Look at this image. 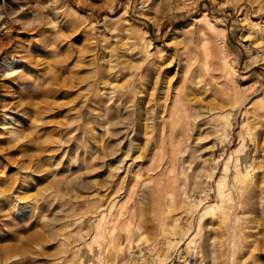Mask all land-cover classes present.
Returning a JSON list of instances; mask_svg holds the SVG:
<instances>
[{
    "label": "rangeland",
    "instance_id": "374dc122",
    "mask_svg": "<svg viewBox=\"0 0 264 264\" xmlns=\"http://www.w3.org/2000/svg\"><path fill=\"white\" fill-rule=\"evenodd\" d=\"M254 22L264 0H0V264H264ZM167 82L219 115L160 120Z\"/></svg>",
    "mask_w": 264,
    "mask_h": 264
},
{
    "label": "bare ground",
    "instance_id": "6f19581e",
    "mask_svg": "<svg viewBox=\"0 0 264 264\" xmlns=\"http://www.w3.org/2000/svg\"><path fill=\"white\" fill-rule=\"evenodd\" d=\"M13 1H18L19 3H25L27 0H13ZM113 1H115V0H113ZM153 2H155V0H142V3L143 4H150V3H153ZM16 3V2H15ZM156 4H154L153 6H155ZM129 8H130V2H125L124 4H122V7H121V11H120V13H119V17H122V18H125V17H127L128 16V13H129ZM16 12V11H15ZM11 14V13H10ZM54 14H56V12L54 13ZM12 15V14H11ZM57 15V14H56ZM121 18V19H122ZM116 19V18H115ZM114 19V20H115ZM126 19V18H125ZM252 25H253V27L254 28H256L257 30H258V32H257V35H256V37H252L253 38V40H252V42H251V44H249L248 46H247V50H248V54H249V67L250 68H254V67H256V66H258L257 64L259 63L258 62V54H262V55H264V24L262 23V22H254V23H252ZM248 28V27H247ZM256 34V33H255ZM201 36V35H200ZM199 36V37H200ZM196 37H197V35H196ZM199 37H198V39H199ZM248 39H249V41L251 40V36H248V35H246V34H244L243 35V40H244V42L245 43H248ZM206 54L209 56V52H208V50H207V52H206ZM257 54V55H256ZM261 63V62H260ZM259 63V64H260ZM12 64H14L13 63V60H9V59H6V58H4L3 59V63L0 65V69L2 70V71H4V73L5 74H7V75H11V72H10V69H9V67L12 65ZM180 67V66H179ZM235 72H236V69L235 68H233L231 65H229V63H228V61L226 60V62H225V71H224V73L227 75V77H229V78H231V80L234 82V80H236V77H235ZM180 73H181V71H180V69L178 68L177 70H176V72H175V76H178V77H180ZM14 74V73H13ZM185 77V76H184ZM181 78V77H180ZM186 79V78H185ZM180 81V80H179ZM211 81H213L212 83H215V85L216 86H222L221 85V83L218 81L217 82V80H216V78H214V77H211ZM160 76H158V78L156 79V86L157 85H159L160 83ZM168 83V82H167ZM166 83V84H167ZM192 85L194 84V85H197L198 84V82H197V80L196 79H194V80H192V83H191ZM198 86V85H197ZM216 86H215V88H216ZM168 88L167 89H169L170 91H171V94H167L166 96H165V93H163V92H165V91H163V90H167L166 88H163V90H162V92L160 93V102H162V101H165V102H168V100L170 101V113H168L166 116L164 115L165 113H167L166 112V110L165 111H163V110H161V108H160V112H159V119L160 120H162V121H166V117H169V119H173L174 118V116H176L177 115V117L180 119L181 117L182 118H184V120H187V125H189L188 123H190L189 122V120L192 118V117H194L195 118V120L196 121H199L200 122V120L202 121L203 119H205V118H215L216 116H218L219 114H218V112H217V109L213 106V105H209V106H213V107H211V108H205V104H203V105H205V106H199V105H196V104H194L192 101L193 100H195L194 98L195 97H193L194 96V94H190V95H188L186 98H182V95H183V92H181V90H182V88L179 86H177V87H174L170 82L168 83V86H167ZM161 88V87H160ZM223 90H225V88H221V89H219V91L218 92H222L223 94L225 93V91L223 92ZM216 92H217V90H215ZM154 92V91H153ZM152 96H154L155 95V93H152L151 94ZM186 95V94H185ZM235 95V97H237V95H238V93H235L234 94ZM167 97V98H166ZM170 97V98H169ZM184 97V96H183ZM190 97H193L192 99L193 100H191V98ZM197 99V98H196ZM196 102V101H195ZM197 102H199L198 101V99H197ZM201 103V102H200ZM160 105V104H159ZM169 105V104H168ZM191 105H194V107L192 106L191 107ZM162 106H164V105H162ZM167 107V106H166ZM207 107V106H206ZM167 109V108H166ZM193 109L195 110V111H193ZM179 113H182V114H179ZM10 118V117H9ZM182 120V119H181ZM195 121V122H196ZM12 123L10 124V125H15V122H13V121H11ZM168 122V121H167ZM166 122V123H167ZM185 122V121H184ZM10 123V122H9ZM162 123V122H161ZM161 123H159V124H161ZM166 123H164L165 125H166ZM169 123V122H168ZM175 123V122H174ZM181 124V123H180ZM179 124V125H180ZM172 125V124H171ZM161 126V125H160ZM164 126V125H163ZM148 127H149V125H148ZM162 127V126H161ZM165 127V126H164ZM173 127V126H172ZM150 128V127H149ZM153 128V127H152ZM173 128H175V125H174V127ZM163 129H165L166 130V127L165 128H163ZM176 129H174V131H175ZM199 130V129H198ZM163 131V130H162ZM11 132L12 133H14L15 131H14V128L11 130ZM164 132V131H163ZM170 132V131H169ZM168 132V133H169ZM165 133H167V132H165ZM174 133V132H173ZM176 134V133H175ZM165 136V135H164ZM171 136V135H170ZM186 137H188V136H186ZM185 137V138H186ZM184 138V139H185ZM171 139H172V137H171ZM188 139V138H187ZM199 138H197V139H193L192 141L193 142H195V141H197ZM192 142V143H193ZM161 144V143H160ZM159 144V145H160ZM157 146V145H156ZM155 147V146H154ZM173 147H176V146H174V144H173ZM172 147V148H173ZM153 149V148H152ZM177 151H178V149H177ZM180 151V150H179ZM174 152V151H173ZM185 152H187V151H185ZM176 153V152H175ZM180 153H181V151H180ZM179 153V154H180ZM171 154V153H170ZM186 154V153H185ZM173 155V154H172ZM171 155V156H172ZM171 156H169V157H171ZM177 157V156H176ZM171 159V158H170ZM175 160H176V158L174 157L173 158V160L171 161V164H170V167H169V174L171 173H173L174 171H175ZM169 164V163H168ZM188 166V165H187ZM167 169V168H166ZM163 170V169H162ZM127 172V171H126ZM151 172V171H150ZM162 173V172H161ZM164 173V172H163ZM169 174H168V176H169ZM174 174V173H173ZM172 174V175H173ZM248 175H249V172H248V174H246L244 177H248ZM154 176H156V175H154ZM170 177V176H169ZM167 178V180H168V183H175V178H173V179H170V178ZM173 177V176H172ZM126 178V177H125ZM164 179H165V176H164ZM163 179V180H164ZM178 179V178H177ZM165 182H166V180H165ZM164 182V183H165ZM161 183H163V181L161 182ZM177 183V182H176ZM174 186V185H173ZM162 187H163V185H162ZM162 187H160V188H156V189H160L159 191H160V193L161 192H163L162 191ZM172 187V186H171ZM175 187V186H174ZM173 187V188H174ZM165 188V187H164ZM170 187L169 186H167L166 187V189H169ZM175 188H177V187H175ZM178 189V188H177ZM165 190V189H164ZM156 191H158V190H156ZM166 191H169V190H166ZM174 191V190H173ZM176 191V190H175ZM169 192H171L170 194L171 195H174L173 194V192L172 191H169ZM169 192L167 193V194H169ZM177 192V191H176ZM132 193V192H131ZM159 193V194H160ZM130 194V193H129ZM153 195H154V192H153ZM156 195V198H154L155 200L158 198V196L159 195H157V194H155ZM154 195V196H155ZM167 196V195H166ZM169 196V195H168ZM175 196V195H174ZM174 200H176L175 198H177V197H172ZM161 200V199H160ZM157 201H159V200H157ZM166 201V200H165ZM2 203H6V201L4 200V196H3V194H1L0 193V204H2ZM113 203V202H112ZM115 204V203H114ZM1 206V205H0ZM118 206V205H117ZM116 206V207H117ZM126 205H119L118 207H117V213L118 214H124L125 213V211L126 210H124L123 208L125 207ZM110 207V206H109ZM114 207H115V205H114ZM1 209V208H0ZM104 211V210H103ZM116 212V211H115ZM164 218V217H163ZM162 218V219H163ZM113 220H110L108 223H107V225H106V230H108L111 226H113V222H112ZM120 226H118V228H119ZM97 228V227H96ZM125 228H127V227H125ZM98 230V229H97ZM109 232V231H108ZM103 237V240H104V242H103V244H105L106 243V241H107V239H106V236H102ZM93 243H95V237H93ZM102 245V244H101ZM104 247V246H103ZM91 250H92V245H88V248L86 249V253L87 254H89V253H91Z\"/></svg>",
    "mask_w": 264,
    "mask_h": 264
}]
</instances>
